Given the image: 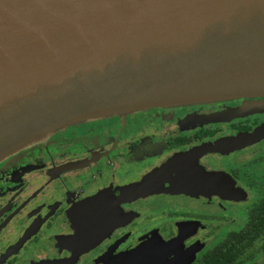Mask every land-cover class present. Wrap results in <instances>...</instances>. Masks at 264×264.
I'll list each match as a JSON object with an SVG mask.
<instances>
[{
    "label": "water",
    "instance_id": "95a60500",
    "mask_svg": "<svg viewBox=\"0 0 264 264\" xmlns=\"http://www.w3.org/2000/svg\"><path fill=\"white\" fill-rule=\"evenodd\" d=\"M261 96L264 0H0V161L87 119ZM263 109L244 104L212 117ZM263 136L264 124L192 155ZM168 169L123 188L122 200L152 192L243 199L225 174L196 166L162 190L153 179Z\"/></svg>",
    "mask_w": 264,
    "mask_h": 264
},
{
    "label": "flooded vegetation",
    "instance_id": "af4514ba",
    "mask_svg": "<svg viewBox=\"0 0 264 264\" xmlns=\"http://www.w3.org/2000/svg\"><path fill=\"white\" fill-rule=\"evenodd\" d=\"M258 103L264 96L110 114L58 128L5 157L0 264H201L205 253L238 231L214 241L232 218L231 206L248 197L238 166L228 170L222 162L246 153L253 163L264 160V136L239 148L192 151L263 125L264 109L212 117ZM147 122L159 127L141 128ZM170 163L173 172L153 179L162 190L196 166L225 174L243 199L152 192L122 200L123 188Z\"/></svg>",
    "mask_w": 264,
    "mask_h": 264
},
{
    "label": "rangeland",
    "instance_id": "374dc122",
    "mask_svg": "<svg viewBox=\"0 0 264 264\" xmlns=\"http://www.w3.org/2000/svg\"><path fill=\"white\" fill-rule=\"evenodd\" d=\"M120 126L116 127L119 128ZM136 128V126H129ZM158 128L159 126L147 122L141 128ZM163 127V126H162ZM171 128V126H169ZM263 154V153H262ZM252 157L249 153L243 154L239 158H228L222 162L225 169L237 167V177L239 184L247 191V200L243 203L232 205V218L225 223L224 228H220V237L214 241L220 240L225 234L233 230H239L246 221L245 213L252 203L258 201L264 195V160L256 163L251 162ZM188 202V201H187ZM192 201H189L191 203ZM147 208H150L147 206ZM264 259V234L259 238L251 250H247L245 256L240 260V264H259Z\"/></svg>",
    "mask_w": 264,
    "mask_h": 264
},
{
    "label": "trees",
    "instance_id": "16d2710c",
    "mask_svg": "<svg viewBox=\"0 0 264 264\" xmlns=\"http://www.w3.org/2000/svg\"><path fill=\"white\" fill-rule=\"evenodd\" d=\"M246 223L230 232L217 246L205 253L201 264H240L247 250L264 234V196L252 203ZM264 264V259L259 263Z\"/></svg>",
    "mask_w": 264,
    "mask_h": 264
}]
</instances>
